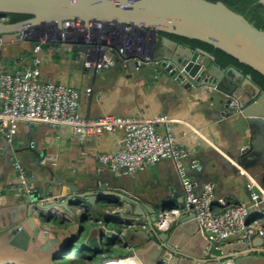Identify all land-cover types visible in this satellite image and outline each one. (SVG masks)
I'll use <instances>...</instances> for the list:
<instances>
[{
  "label": "water",
  "instance_id": "95a60500",
  "mask_svg": "<svg viewBox=\"0 0 264 264\" xmlns=\"http://www.w3.org/2000/svg\"><path fill=\"white\" fill-rule=\"evenodd\" d=\"M264 4V0H256ZM26 14L29 18L11 22L0 19V45L2 48L13 43L30 42V48L37 44L39 35L49 25L68 19H77L84 24L97 22L102 27L115 23L122 30L130 26L131 35L138 38L141 45L127 61V68L138 71L144 84L163 79H170L189 95L207 94V100L222 108L220 115L229 118L233 115L236 125V141L226 147V153H231L233 160L247 166L250 159L257 155L259 144L264 140V91L251 79L234 66L223 68L215 63V57L199 47H191L179 42L170 35L198 39L211 44L235 57L239 62L250 66L264 76V30L256 27L243 14L233 10L225 2L218 0H0V15ZM21 31L26 37L22 38ZM164 33V35H160ZM150 41V42H145ZM147 46L146 50L142 48ZM2 48L0 52L2 51ZM7 48H10L7 46ZM13 50L17 48L15 45ZM73 50H85V46L75 45ZM146 52V53H145ZM147 54L149 59L137 65V59H143ZM13 59H15L12 56ZM17 61L14 60V63ZM118 62L122 68L121 58H111V66ZM155 75V76H153ZM160 77V78H159ZM213 90V91H211ZM14 144V139L9 140ZM247 144L244 145V143ZM244 145V146H243ZM14 156V153L12 154ZM217 164L222 168H232L220 155L214 154ZM14 159V157H13ZM264 165V164H263ZM199 174V172H197ZM190 171L191 175L197 174ZM113 174H110L111 176ZM124 175L115 177L110 186L119 188L116 183H122L120 188L134 191V187L125 182ZM68 178L77 185L74 189L66 182L68 189H62V183L45 184L41 189L32 186L29 190L19 191L18 198L27 211L14 213L9 219L0 223V263L3 264H59L66 252L73 247L71 243L67 250L61 249L66 240L56 248H50V243L41 241V233L50 230L44 225L48 219L43 213L52 206H61L66 211L76 214L75 209L86 201L87 205L98 210L106 221H116L118 224H130L129 219L141 220L147 225L145 240H152L151 235L159 241L158 254L150 264H185L189 258H203L210 264H264V239H253L245 249L229 252V248L219 245V242L201 243V230L192 232L194 252L183 251L180 246H174L172 233L190 226L196 220L193 213H181L171 222L168 230L154 225L159 209L168 208L166 198L156 202L142 200L140 190H137L138 200L130 198L125 192H115L105 184L101 175L84 180L77 173H70ZM174 183L179 182L177 180ZM202 185V183L200 184ZM198 186V188L200 187ZM264 186V175L257 184L246 187V194H257L264 214V200L261 187ZM163 189L156 186L151 190L157 199ZM169 191V189H168ZM108 208L104 209L102 204ZM179 206L182 201L178 200ZM148 212H142L144 209ZM143 213V219L138 218ZM197 222V221H196ZM70 227V226H69ZM80 229L79 223H74L68 233ZM64 231L67 229H63ZM162 234V236L157 237ZM201 236V238H200ZM204 238V237H203ZM157 243V241H155ZM59 246V247H58ZM135 245L134 247H136ZM148 247L140 250L120 253L116 257L134 255L141 260L142 253ZM187 248V247H186ZM196 255H195V254ZM143 262V261H142ZM147 264V263H142ZM189 264V263H188Z\"/></svg>",
  "mask_w": 264,
  "mask_h": 264
},
{
  "label": "crops",
  "instance_id": "0c3cea01",
  "mask_svg": "<svg viewBox=\"0 0 264 264\" xmlns=\"http://www.w3.org/2000/svg\"><path fill=\"white\" fill-rule=\"evenodd\" d=\"M13 45L17 48L16 50L12 49ZM13 45H6L3 48L0 45V50L2 48L0 71L23 70L29 66L35 56L39 62L42 80L69 84L80 92L78 109L83 117L95 118L113 114L150 119L157 114H166L174 118L176 121L173 123V134L178 142L188 150L189 157L197 159L202 164L199 174L196 172L197 174L193 175L197 187L201 183L210 181L215 186L216 196L223 198L228 204L249 201L245 188L257 184V181L264 175V140L259 144L256 157L250 159L247 166L237 164L232 154L225 152L228 150L226 147L229 148L231 145V141H236V125L233 122L235 120L233 115L229 118L220 115L222 108L207 100L210 92L208 95L205 93L189 95L170 79L162 77H159L158 81L144 84L139 78L138 71H131L123 66L121 68L118 62L100 72H92L91 67L84 63L80 50L60 48L56 43L44 44L41 51L35 55L30 48L29 41H23L20 44L13 43ZM146 48L147 46L143 47V50ZM88 87H91L90 95L86 94ZM123 136L122 129L88 137L76 134L71 126L20 122L13 137L14 144H11L9 139L0 132V223L9 219L14 213L21 214L22 217L27 211L18 198L20 185L13 168V157L21 160L26 168L29 184L37 189H41L45 184L56 183H62V189H68L65 187L68 186L66 182H70L69 185L74 189L82 188L68 178L72 172L77 173L84 180L101 175L105 184L110 187L115 182L114 176L118 178L122 174L113 172L100 164L98 154L121 148ZM13 153L14 156H12ZM214 154H220L232 168L225 169L222 165H218L213 157ZM110 174L113 175L109 176ZM123 177L129 186L134 187V191L120 188L122 183H116L119 188L110 187L113 191L125 192L130 198L138 201L140 200L137 190H140L139 194L146 202H152V200L156 202L160 198H166L168 208L178 207L180 205L178 200H183L181 181L170 159L159 161L132 175ZM175 180L179 184L174 183ZM156 186L163 189L162 193L157 199L153 194L154 197L149 199L148 193ZM260 189L264 191V186ZM83 203L87 206L86 201L81 202ZM107 206L102 204L104 209H107ZM51 210L68 214L70 219L49 217L45 219L44 225L50 230L41 233V241L49 242L58 239V245H60L64 240L67 244L70 240L74 241L83 237L84 253L95 250L93 258L78 256L73 259V264H85L84 260H88L87 264H98L116 256L111 252L112 249H119V252L126 253L135 248L140 250L148 247L142 253L143 262L138 259L141 263L150 264L157 257L160 244L158 238L156 239L153 234L151 241L145 240L144 230L148 228L141 220L129 219L130 224L128 225L118 224L116 221L107 222L98 210L89 207L90 214L101 219L105 227L92 224L91 228L85 231L83 223L87 219L81 214L86 213H81L79 207L75 209L77 214H72L59 205L52 206L43 213L48 214ZM148 211L142 210V212ZM143 216L142 213L138 218L143 219ZM74 223H79L80 229H74V232L70 234L67 231ZM176 229L178 230L175 235L174 233L171 235L173 243L175 240L174 246L185 247L183 251L189 253L194 252L191 240L192 232L199 231L196 220L192 221L187 229L185 227L184 230H180L179 226ZM112 230L120 235L113 236ZM201 235V243H206L202 232ZM159 236L162 234L157 237ZM250 242H233L224 246L229 248V252H235V249L245 251ZM49 243L50 248L57 247L55 243ZM135 245L137 246L134 247ZM206 261L203 258H189L185 264H210ZM59 264L64 263L59 261Z\"/></svg>",
  "mask_w": 264,
  "mask_h": 264
},
{
  "label": "built area",
  "instance_id": "2783aa9c",
  "mask_svg": "<svg viewBox=\"0 0 264 264\" xmlns=\"http://www.w3.org/2000/svg\"><path fill=\"white\" fill-rule=\"evenodd\" d=\"M0 19L8 21V15H0ZM20 36L26 37L22 31ZM47 43H56L60 48L68 50H72L75 45L85 46V50L80 52L92 72H100L111 66L113 55L115 60L121 58L122 66L127 68L129 56L139 51L137 49L141 45L138 38L131 35L130 26L122 30L115 23L102 27L97 22L84 24L77 19L64 20L61 25H49L39 35L33 48L34 55ZM142 58L137 59V65L149 59V56L143 54ZM86 94H91V87L86 89ZM79 98L80 92L74 86L42 80L39 62L34 56L23 70L0 71V132L10 140L16 134L20 122L71 126L76 134L88 137L122 129L123 146L112 152L98 154L100 164L113 172L132 175L159 161L170 159L181 181L182 206L160 210L154 221L155 226L168 230L176 216L193 213L202 234L209 242L217 241L221 246L233 242H250L257 237L264 239V214L261 202L257 201V194L252 193L248 202L228 204L216 196L213 182H204L198 189L189 171L200 172L202 164L189 157L188 150L173 134L174 118L166 114H157L150 119L113 114L83 117L78 109ZM13 168L19 180V190L31 189L26 168L18 157L13 160ZM261 194L264 200V191L261 190ZM79 211L86 213L81 216L90 223L105 227L101 219L90 214L89 207L84 203L79 206ZM45 215L51 219H70L68 214L55 210ZM112 234L120 235L115 230H112ZM112 259L115 264H126L123 262L126 259L129 263L135 261L142 264L134 255L113 256L101 264Z\"/></svg>",
  "mask_w": 264,
  "mask_h": 264
},
{
  "label": "trees",
  "instance_id": "16d2710c",
  "mask_svg": "<svg viewBox=\"0 0 264 264\" xmlns=\"http://www.w3.org/2000/svg\"><path fill=\"white\" fill-rule=\"evenodd\" d=\"M212 1H218V0H212ZM225 2L229 7H231L233 10L243 14L250 22H252L256 27L261 28L264 30V4L256 1V0H221ZM8 15V21H19L25 18H29V15L26 14H7ZM161 36L164 35V33L160 34ZM171 38L188 44L191 47H199L207 52L211 53L215 57V63L223 68H227L229 66H234L237 69L241 70L245 75H250L253 82H255L261 89L264 91V76L260 74L259 72L252 69L250 66L243 64L239 62L235 57L228 54L227 52L213 47L211 44L198 40V39H192V38H186V37H180L175 35H170ZM73 243V241H69L66 246L62 249V251L67 250L68 246ZM83 243L79 246L78 252L74 254V257H81V258H93L95 256V250L89 251V253H84V247ZM72 249L67 253L64 254L62 258L65 256H73ZM110 257V256H108ZM106 259V258H105Z\"/></svg>",
  "mask_w": 264,
  "mask_h": 264
},
{
  "label": "rangeland",
  "instance_id": "374dc122",
  "mask_svg": "<svg viewBox=\"0 0 264 264\" xmlns=\"http://www.w3.org/2000/svg\"><path fill=\"white\" fill-rule=\"evenodd\" d=\"M84 224V230L85 231H88L90 228H91V226H92V223H90L89 222V220L87 219V221L86 222H84L83 223ZM73 240V239H72ZM82 243H84V240H83V237H80V239H75L74 241H73V250H72V254H73V256H69L68 257V255L67 256H65L64 258H63V260L64 261H62V259L60 260L62 263H64V264H73V259H72V257H74V254H76L77 252H78V248H79V246L82 244ZM84 245V244H83ZM84 247V246H83ZM72 249V248H71ZM111 252L112 253H114L116 256L118 255V254H120V253H123V251H120L119 252V249H112L111 250ZM68 253V252H67ZM66 253V254H67ZM64 256V255H63ZM63 256H61V257H63ZM88 260H84V262H85V264H87L88 262H87ZM91 264H95V263H91Z\"/></svg>",
  "mask_w": 264,
  "mask_h": 264
},
{
  "label": "bare ground",
  "instance_id": "6f19581e",
  "mask_svg": "<svg viewBox=\"0 0 264 264\" xmlns=\"http://www.w3.org/2000/svg\"><path fill=\"white\" fill-rule=\"evenodd\" d=\"M88 206V205H87ZM89 207V206H88ZM70 251V250H69ZM67 253V252H66ZM65 253V254H66ZM114 259L112 260H109V261H106V263H102V264H115V262L113 261ZM102 262V261H101ZM101 262H99L98 264H101ZM123 262H125L126 264H139V263H136L135 261H131L132 263H129L128 259L124 260ZM1 264V263H0ZM223 264H231V262H225Z\"/></svg>",
  "mask_w": 264,
  "mask_h": 264
}]
</instances>
